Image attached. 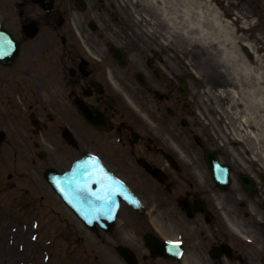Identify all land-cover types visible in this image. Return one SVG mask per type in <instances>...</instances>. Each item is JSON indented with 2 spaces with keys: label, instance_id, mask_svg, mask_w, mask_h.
Returning <instances> with one entry per match:
<instances>
[{
  "label": "flooded vegetation",
  "instance_id": "1",
  "mask_svg": "<svg viewBox=\"0 0 264 264\" xmlns=\"http://www.w3.org/2000/svg\"><path fill=\"white\" fill-rule=\"evenodd\" d=\"M54 2L45 9L37 0H0V24L13 42L0 60L2 106L36 118L31 128L48 140L57 166L91 151L108 173L125 180L140 198L141 212L123 202L114 232L143 228L181 241L178 258L136 252L141 264H264V228L257 219L264 213L262 170L236 142L220 139L236 126L230 98L219 95L229 89L227 81L194 76L192 91L185 90L183 61L159 39L111 27L134 22L125 2L84 0L104 29L97 34L72 31L73 0ZM110 42L125 48V66L110 53ZM208 156L229 167L227 184L217 181ZM247 177L254 192L243 183Z\"/></svg>",
  "mask_w": 264,
  "mask_h": 264
},
{
  "label": "rangeland",
  "instance_id": "2",
  "mask_svg": "<svg viewBox=\"0 0 264 264\" xmlns=\"http://www.w3.org/2000/svg\"><path fill=\"white\" fill-rule=\"evenodd\" d=\"M224 9V13L230 14L232 20L238 21L244 17L253 19L255 16L252 17V15H259V13L264 17V0H246L238 7L226 4ZM248 21L252 28L257 24L255 21ZM163 27L174 34L173 38L177 41V47H181L184 51L180 52L189 53L187 57L190 56V59L192 58L190 52H193L191 49L195 47L200 58L204 56L203 54H211L202 46H194L193 39H190L180 28L169 25H163ZM263 35L264 31L258 36L264 39ZM240 40L254 42L249 38L248 32L243 33ZM9 157L11 156L6 153L0 155V264H99V262L114 264L116 258V254L112 257L114 249L97 243L92 238L94 236L86 235L87 244L84 245L71 243L78 240V235L82 233L62 231L59 225L67 224V215L53 201V196L47 195L49 198L35 205L30 195L18 191L21 184L12 188L6 179L7 173L13 171L8 165ZM23 167L22 165L21 168ZM16 180L27 184V179L22 177ZM54 205L59 208L60 214H53ZM35 236L37 238H34Z\"/></svg>",
  "mask_w": 264,
  "mask_h": 264
},
{
  "label": "bare ground",
  "instance_id": "3",
  "mask_svg": "<svg viewBox=\"0 0 264 264\" xmlns=\"http://www.w3.org/2000/svg\"><path fill=\"white\" fill-rule=\"evenodd\" d=\"M161 2L164 3V14L170 17L169 25L180 28L195 43L216 47L225 65L232 72L224 67L237 80L253 75L254 67L238 45L236 32L240 27L235 28L231 21L226 20L219 7L208 5L205 0H161ZM168 3H173V11H169ZM246 94L248 103H253L256 108H264V93L260 94V97L257 96V90L248 91ZM251 117L256 122L259 120L264 122V115L255 114L246 115V122L253 121ZM259 136L264 138V130L262 134H256L257 138ZM261 151L264 152V149L261 148Z\"/></svg>",
  "mask_w": 264,
  "mask_h": 264
},
{
  "label": "snow or ice",
  "instance_id": "4",
  "mask_svg": "<svg viewBox=\"0 0 264 264\" xmlns=\"http://www.w3.org/2000/svg\"><path fill=\"white\" fill-rule=\"evenodd\" d=\"M11 48H12V44L10 41L7 40V38L0 39V56L9 55ZM72 183L75 182L73 181ZM61 191H63V189H61ZM77 192H78V197L81 199H87L89 196L94 195L93 193H91L90 189H88L87 184H85L83 188H80V186L77 185ZM100 199H107V198H100ZM169 243H173V242H169Z\"/></svg>",
  "mask_w": 264,
  "mask_h": 264
}]
</instances>
